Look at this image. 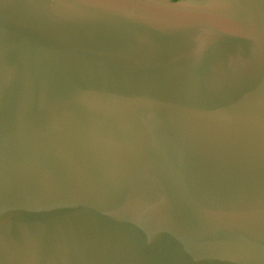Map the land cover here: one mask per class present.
I'll return each mask as SVG.
<instances>
[{"label": "water", "instance_id": "95a60500", "mask_svg": "<svg viewBox=\"0 0 264 264\" xmlns=\"http://www.w3.org/2000/svg\"><path fill=\"white\" fill-rule=\"evenodd\" d=\"M0 264H264V0H0Z\"/></svg>", "mask_w": 264, "mask_h": 264}]
</instances>
